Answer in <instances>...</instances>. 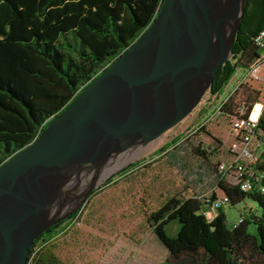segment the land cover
Here are the masks:
<instances>
[{"label": "trees", "instance_id": "obj_1", "mask_svg": "<svg viewBox=\"0 0 264 264\" xmlns=\"http://www.w3.org/2000/svg\"><path fill=\"white\" fill-rule=\"evenodd\" d=\"M161 1L0 0V166L32 143L48 120L138 39L156 17ZM262 28L264 0H247L231 44L235 62L226 61L218 69L211 95L221 92L238 67L258 60L252 38ZM252 105L245 106L249 110ZM220 110L236 114L230 113L227 102ZM196 152L205 157L204 151ZM257 168L260 189L244 193L217 180L210 192L209 199L226 198L231 206L245 198L257 204L259 215L249 214L235 228L227 225L223 210L207 222L199 214L201 200L196 197H172L149 215L148 224L167 250L168 262L187 264L202 254L212 264H241L245 258L264 264V163ZM80 210L45 231L28 251L26 264H55L47 257H33L34 248L65 230L57 231L62 223L74 221ZM173 220L178 230L168 236L165 227ZM250 224L254 233L248 230Z\"/></svg>", "mask_w": 264, "mask_h": 264}, {"label": "water", "instance_id": "obj_2", "mask_svg": "<svg viewBox=\"0 0 264 264\" xmlns=\"http://www.w3.org/2000/svg\"><path fill=\"white\" fill-rule=\"evenodd\" d=\"M227 1L162 0L156 17L30 144L0 166V264H26L33 243L56 221L55 188L79 166L135 149L180 123L210 89L231 53L247 0H242L227 54L214 64L204 53L216 44L204 14ZM206 71L207 75H201ZM66 198V197H65ZM36 205V206H35Z\"/></svg>", "mask_w": 264, "mask_h": 264}, {"label": "rangeland", "instance_id": "obj_3", "mask_svg": "<svg viewBox=\"0 0 264 264\" xmlns=\"http://www.w3.org/2000/svg\"><path fill=\"white\" fill-rule=\"evenodd\" d=\"M226 61L235 62L232 55ZM255 64L238 67L219 94L211 95L206 90L190 114L160 137L137 151L123 152L124 157L135 156L92 188L82 201L76 219L68 220L66 226L62 223L57 231L66 229L56 232L46 244L40 240L33 257H47L55 264H171L167 250L156 239L147 219L172 197L210 195L217 181L218 163L236 146L231 116L221 112L222 103H229L230 113H236L244 103L264 104V65L259 68L258 78H253ZM201 75L206 76V71ZM176 143L179 144L171 149ZM196 151H204L205 157ZM256 153L264 163V143L258 145ZM121 157L120 153L112 155L95 162L97 165L90 163L85 170L99 175ZM80 179L68 183L67 198L79 191ZM259 211L257 204L248 198L223 209L229 227L240 216L259 215ZM177 230L176 220L165 227L168 236H175ZM248 230L254 233V225L250 224ZM187 264L212 262L208 263L199 254ZM241 264L261 262L257 258H245Z\"/></svg>", "mask_w": 264, "mask_h": 264}, {"label": "built area", "instance_id": "obj_4", "mask_svg": "<svg viewBox=\"0 0 264 264\" xmlns=\"http://www.w3.org/2000/svg\"><path fill=\"white\" fill-rule=\"evenodd\" d=\"M252 42L259 53V58L252 67V77L258 78L259 68L264 65V28L254 35ZM254 106L255 104L247 110V107L242 105L236 114L231 116V133L236 139V146L232 153L218 163L216 167L217 180H221L230 186H237L244 193H251L261 188L260 179L262 175L257 167L262 163V159L256 153V148L264 143V124L259 126L260 122L264 121V104H260V109L257 111L255 119H251ZM246 112L247 115L244 117ZM186 139L181 141V143ZM178 144L171 146V149H174ZM199 199L201 200L199 214L207 222H211L219 210H223L229 205L226 198L211 200L209 196H205ZM243 218L240 216L230 227L235 228L243 221Z\"/></svg>", "mask_w": 264, "mask_h": 264}, {"label": "bare ground", "instance_id": "obj_5", "mask_svg": "<svg viewBox=\"0 0 264 264\" xmlns=\"http://www.w3.org/2000/svg\"><path fill=\"white\" fill-rule=\"evenodd\" d=\"M241 2L242 0H237V2L227 1L225 5H219L217 7H214L212 8L211 11H208L206 14H204L208 33L212 37H214L215 40L218 39L216 44L213 45L210 49L206 48L204 50L205 51L204 54L208 58H210L211 62H213L214 64L218 63L227 54L228 43L236 29ZM256 105H259V109H260V104L256 103L254 106V111L251 115V119H255L256 113L259 110L258 106ZM138 149L139 147L130 150L129 149L120 150L115 152L114 154H111L110 156L120 153L122 157L116 163H113L104 170H102L99 175L98 174L93 175L90 174V172L87 173L85 168H87L89 164H85L83 167L79 166L80 168L75 170L76 172H73L69 176V178L67 174L68 172L65 173L64 181L60 185H57L56 186L57 188L54 189L55 190L54 199L58 201L59 199L64 198L65 200L64 204L61 206L60 205L53 206V208L50 210V214L48 215L44 216L42 213L40 215L44 218V220L48 222H52L58 220L63 215L67 214L69 211H71L77 206V204L82 200V198L90 188L98 184L103 178H106L111 171L125 164L135 156V154H131L127 157H124L123 152L126 151L134 152L137 151ZM81 176L83 177L80 179ZM75 179L77 180L80 179L79 185L81 186V188L79 189V191H76V193H74L72 197L69 196V198H67L68 191H70L67 187L68 183L71 182V180H75Z\"/></svg>", "mask_w": 264, "mask_h": 264}, {"label": "crops", "instance_id": "obj_6", "mask_svg": "<svg viewBox=\"0 0 264 264\" xmlns=\"http://www.w3.org/2000/svg\"><path fill=\"white\" fill-rule=\"evenodd\" d=\"M212 190V189H211ZM211 192V191H210ZM202 197V196H201Z\"/></svg>", "mask_w": 264, "mask_h": 264}]
</instances>
